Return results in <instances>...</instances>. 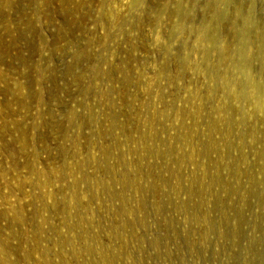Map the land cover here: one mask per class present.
Segmentation results:
<instances>
[{
  "label": "rangeland",
  "instance_id": "obj_1",
  "mask_svg": "<svg viewBox=\"0 0 264 264\" xmlns=\"http://www.w3.org/2000/svg\"><path fill=\"white\" fill-rule=\"evenodd\" d=\"M0 262L264 264V0H0Z\"/></svg>",
  "mask_w": 264,
  "mask_h": 264
},
{
  "label": "bare ground",
  "instance_id": "obj_2",
  "mask_svg": "<svg viewBox=\"0 0 264 264\" xmlns=\"http://www.w3.org/2000/svg\"><path fill=\"white\" fill-rule=\"evenodd\" d=\"M0 264H4V263L0 262Z\"/></svg>",
  "mask_w": 264,
  "mask_h": 264
}]
</instances>
